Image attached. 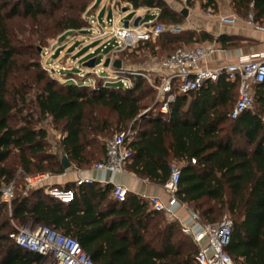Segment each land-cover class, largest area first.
<instances>
[{
	"label": "trees",
	"instance_id": "trees-1",
	"mask_svg": "<svg viewBox=\"0 0 264 264\" xmlns=\"http://www.w3.org/2000/svg\"><path fill=\"white\" fill-rule=\"evenodd\" d=\"M91 1L0 0V187H15L9 205L0 201V264H42V255L9 237L29 220L73 237L94 264H195L196 245L144 198L127 191L118 201L110 183L74 182L55 185L74 191L73 200L63 203L26 186L29 175L63 173L62 157L75 168L93 166L104 156L107 136L128 127L135 133L127 169L163 185L170 165L186 161L178 201L205 222H217L226 212L232 232L224 250L237 264H264V81L254 86L251 109L234 119L229 112L237 84L223 75L177 95L165 114L147 79L121 68H113L116 83L99 76H88L89 84L62 82L43 66L42 51L59 35L89 26L83 15H89ZM117 1L133 10L156 9L152 25L179 26L184 20L165 0ZM194 1L184 0L189 7ZM200 2L203 9L215 8V0ZM230 3L239 16L252 12L264 26V0ZM203 40L212 37L165 29L154 41L139 43L170 51V45ZM218 40L221 47L234 43L227 35ZM123 77L129 82L119 84ZM46 118L60 131L55 152L38 125Z\"/></svg>",
	"mask_w": 264,
	"mask_h": 264
},
{
	"label": "built area",
	"instance_id": "built-area-1",
	"mask_svg": "<svg viewBox=\"0 0 264 264\" xmlns=\"http://www.w3.org/2000/svg\"><path fill=\"white\" fill-rule=\"evenodd\" d=\"M219 21L225 25H234L237 22V16L232 13L220 15ZM88 22V29L91 32L111 35L103 48H107L110 40H113L117 45V50L135 46L140 41L154 40L159 33L165 30L162 24L152 25V21L137 26H134L131 21L127 26L116 27L113 31L106 33L98 22L96 26L92 25L90 16ZM245 23L250 27H260L254 22L252 12L247 15ZM180 29V26H173L170 31L178 32ZM213 50L211 46L205 48L180 47L157 62V72L155 71L151 75H146L140 70L125 71L130 75L141 74L147 79L156 92L155 102L163 114L168 112L169 104L175 100L177 95L198 90L206 81L214 82L223 75L226 80L237 84L236 99L229 112V117L234 119L243 111L251 109L253 105L254 86L264 81V54L258 57L242 58L221 66L209 67L205 62ZM122 81L125 84L127 78L123 77ZM147 110L149 109L144 112ZM131 135L132 131L128 127L105 139L103 142L104 156L94 164V168L111 175L122 172L132 157V150L128 145ZM191 162L194 163L195 160L192 159ZM50 176L47 172L29 175L25 178L26 186L27 188L40 187L44 194L63 203L72 201L74 191L47 184ZM179 180L180 167L178 164L172 163L169 176L162 185L166 198L162 199L156 195L144 197L148 201L151 211L161 212L172 220L177 219V208L182 205L176 197ZM83 182L93 181L81 178L77 179L75 184L78 186ZM14 190L13 182L3 184L0 187V201L9 205L14 196ZM126 193L127 188L124 185L112 184V195L116 200L123 201ZM180 230L197 247L194 256L195 264H237L224 250L232 232V221L229 217L224 216L217 222H205L200 219L197 212L192 211L186 220L180 221ZM9 237L20 247L42 255L45 264H94L73 237L32 220L10 233Z\"/></svg>",
	"mask_w": 264,
	"mask_h": 264
},
{
	"label": "crops",
	"instance_id": "crops-1",
	"mask_svg": "<svg viewBox=\"0 0 264 264\" xmlns=\"http://www.w3.org/2000/svg\"><path fill=\"white\" fill-rule=\"evenodd\" d=\"M95 4V12L90 14V17L96 19L101 26L105 21L106 12L109 13L110 8L113 15H116V10H114L111 6H107L108 10L104 12L105 7L102 6V4H99L98 0H96ZM138 10H143V8L136 9V11ZM157 13L158 11L156 9L144 8L142 13L134 15L132 21L134 22V20L139 17L140 21L138 24L148 23L155 20ZM231 13L237 16V22L234 25H225L219 21L220 15ZM111 20L112 18H107L106 21L112 22L113 20ZM179 26L181 27L180 30L183 32H191L195 36L207 34L212 37V41L203 40L182 43L183 45L198 43L209 44L214 49L213 52L208 55L205 62L206 66L209 67L221 66L242 58L258 57L264 54V26L259 25V28H255L246 25L245 19L235 13L230 0H215V8L208 7L207 9L201 8L200 0H195L193 5L187 9V16L184 17L182 24ZM90 33L91 30L85 28V30L68 31L59 35L56 39L51 41L47 48H45L46 51H48V55L45 56L44 63L49 66L52 65L54 68H57L58 66L57 73L65 72L68 69L76 68L77 66L82 68V63L84 61L91 57L96 58L108 50V47L103 48L102 43H100L101 41L98 40V35L94 36V34ZM221 35L230 36L233 39V45L221 47V43L218 40V37ZM44 63L43 66L45 67ZM157 67V62H150L147 64L146 68L143 69V73L151 75L156 71ZM113 68L114 67L112 66V70ZM124 70L139 69L126 67ZM69 77L71 76L68 75L67 79ZM114 78H104V82L116 83L118 79L117 77ZM134 133L135 131L132 130L131 138ZM175 162L179 165V167H183L186 164V161L184 160H177ZM129 163H131V160L127 164ZM81 178L92 179L94 183L99 184H121L127 188L128 192L141 198L152 195L159 196L162 199L166 198V193L162 184L140 176L133 170L127 169L126 166L122 172L114 173L112 175L104 171L96 170L94 165L84 168H75L74 166H70L61 174L51 175L46 183L49 185L63 186L66 184H72L77 179ZM111 197L116 200L112 195V192ZM181 204V207H178L176 211L177 219L172 220L165 215L168 220L178 223L179 226L180 221L186 220L190 212H197L191 205L185 202H181Z\"/></svg>",
	"mask_w": 264,
	"mask_h": 264
},
{
	"label": "rangeland",
	"instance_id": "rangeland-1",
	"mask_svg": "<svg viewBox=\"0 0 264 264\" xmlns=\"http://www.w3.org/2000/svg\"><path fill=\"white\" fill-rule=\"evenodd\" d=\"M169 6L174 10L180 13L181 10L183 9H188L189 6L185 5L184 0H165ZM99 4H102V6L105 7L104 12H106L107 6H111L114 10H116L115 14L113 15V12L111 10V8L109 9L110 12H106V16H105V21L103 22L102 28L103 31L108 33L110 31H113L116 27H122L124 21H128L131 22L133 20V17L135 14H139L142 13L144 11L143 10H134L132 8H130V6H128L125 2H121V1H117V0H98ZM96 0L91 1L88 5V9H89V15H87L86 13L83 15L84 17H86L87 21H88V17L90 16V14H93L95 12L96 9ZM124 8H127V10H125ZM118 14V15H117ZM107 18H112V22H107ZM92 19V25L96 26L97 21L96 19ZM245 19V18H244ZM110 21V19H109ZM155 23V21H154ZM157 24H162L164 29H168L170 30V28L173 27V25H167L164 23H158ZM89 27V26H88ZM86 27V28H88ZM85 30V29H84ZM181 31V30H179ZM178 31V32H179ZM90 34H94V36H99L98 40L101 41L100 43H102V45H104L111 37L110 34L107 35H101V33L99 32H94L92 31ZM51 43V41H50ZM210 46L209 44L206 43H198V44H187V45H183L182 43H176L173 46L170 45V47H173L170 51H168V47L166 48H162V47H148L146 46V44L144 43H137L135 46L132 47H123L119 50L116 49L117 45H115V42L113 40H110V44L107 45L108 50H106L104 53H102L100 56H97V61L100 60L96 65L95 68L93 69H88L85 67H79L77 66L76 68H70L65 72H61V73H57V68H54V66H49L47 64L44 63V59L45 56L48 55V51H46V49H44L42 51V62L45 65V68L57 79H59L62 82H67V83H75V81L77 80H81L84 84H89V78L88 76H91L94 80L97 79V76L99 77H104V78H114L116 76H114V71L112 70V62L115 59H119L121 61V66L122 69L124 68H136L139 69L140 71L143 72V69L146 68L147 64L150 62H159L162 58L166 57L167 55H169V53L174 49L177 48H195V47H208ZM110 48V49H109ZM117 50V51H116ZM106 58H109V64L107 67H103V62ZM89 72V73H88ZM70 75L71 77H69L67 79V76ZM66 78V79H64ZM115 79V78H114ZM94 82H91V85H93ZM123 81L121 80L119 82V84H122ZM118 84V83H117ZM236 97V96H235ZM43 126L46 130H47V134H48V141L51 144L52 151H56L55 149V144L60 140L61 135H60V131L58 129L54 128L53 123L50 121L49 118H46L43 122H41L40 124ZM115 133H117V131H113L111 134H109L107 136L110 137L112 135H114ZM106 138V139H107ZM227 216L229 217V215L224 212L221 216V219ZM220 219V220H221ZM181 234V238L186 241L187 243H189L191 241V239L184 235L183 233ZM192 242V241H191ZM42 264H45V261L42 262Z\"/></svg>",
	"mask_w": 264,
	"mask_h": 264
},
{
	"label": "water",
	"instance_id": "water-1",
	"mask_svg": "<svg viewBox=\"0 0 264 264\" xmlns=\"http://www.w3.org/2000/svg\"><path fill=\"white\" fill-rule=\"evenodd\" d=\"M125 10H127V8H124ZM180 13L186 17L187 16V9H183L180 11ZM140 21V18H136L133 22V25L134 26H137L138 23ZM124 26H127L128 25V21H124L123 23ZM42 49L40 47H38V52L41 53ZM95 61H96V58L95 57H91L89 59H87L86 61H84L82 63V66L85 67V68H88V69H93L95 67ZM109 64V58H106L103 62V67H107ZM112 66L115 67V68H121V61L119 59H115L113 60L112 62ZM134 76H141V74H136ZM62 166L64 168H68L70 166V163L67 161V159L65 157H62Z\"/></svg>",
	"mask_w": 264,
	"mask_h": 264
}]
</instances>
